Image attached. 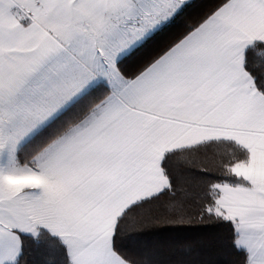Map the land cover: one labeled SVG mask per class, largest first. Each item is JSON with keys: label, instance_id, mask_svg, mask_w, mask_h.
<instances>
[{"label": "snow or ice", "instance_id": "snow-or-ice-1", "mask_svg": "<svg viewBox=\"0 0 264 264\" xmlns=\"http://www.w3.org/2000/svg\"><path fill=\"white\" fill-rule=\"evenodd\" d=\"M0 264H264V0H0Z\"/></svg>", "mask_w": 264, "mask_h": 264}]
</instances>
